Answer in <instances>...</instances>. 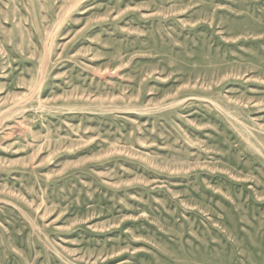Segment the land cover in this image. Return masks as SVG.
Returning <instances> with one entry per match:
<instances>
[{"label": "rangeland", "instance_id": "374dc122", "mask_svg": "<svg viewBox=\"0 0 264 264\" xmlns=\"http://www.w3.org/2000/svg\"><path fill=\"white\" fill-rule=\"evenodd\" d=\"M0 264H264V0H0Z\"/></svg>", "mask_w": 264, "mask_h": 264}]
</instances>
